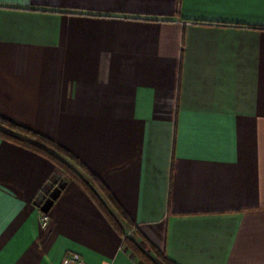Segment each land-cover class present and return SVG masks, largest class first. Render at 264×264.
<instances>
[{"label": "crops", "instance_id": "0c3cea01", "mask_svg": "<svg viewBox=\"0 0 264 264\" xmlns=\"http://www.w3.org/2000/svg\"><path fill=\"white\" fill-rule=\"evenodd\" d=\"M0 117L78 157L171 261L264 264V0H0ZM74 253L143 264L76 180L0 138V264Z\"/></svg>", "mask_w": 264, "mask_h": 264}, {"label": "trees", "instance_id": "16d2710c", "mask_svg": "<svg viewBox=\"0 0 264 264\" xmlns=\"http://www.w3.org/2000/svg\"><path fill=\"white\" fill-rule=\"evenodd\" d=\"M0 138L46 157L66 176L76 180L123 236L129 250L145 264H177L134 228L125 211L100 179L68 149L39 132L3 117H0ZM123 225L132 229L135 237L125 235Z\"/></svg>", "mask_w": 264, "mask_h": 264}, {"label": "water", "instance_id": "95a60500", "mask_svg": "<svg viewBox=\"0 0 264 264\" xmlns=\"http://www.w3.org/2000/svg\"><path fill=\"white\" fill-rule=\"evenodd\" d=\"M62 181L58 180V176L54 175L42 187L40 192L33 200V204L38 207L42 212H47L49 209V200L54 199L59 189L62 187Z\"/></svg>", "mask_w": 264, "mask_h": 264}, {"label": "built area", "instance_id": "2783aa9c", "mask_svg": "<svg viewBox=\"0 0 264 264\" xmlns=\"http://www.w3.org/2000/svg\"><path fill=\"white\" fill-rule=\"evenodd\" d=\"M40 220H41V225L43 227H46L49 221V215L47 214V212L41 213ZM67 264H83V261L77 253H74L70 258V263Z\"/></svg>", "mask_w": 264, "mask_h": 264}, {"label": "rangeland", "instance_id": "374dc122", "mask_svg": "<svg viewBox=\"0 0 264 264\" xmlns=\"http://www.w3.org/2000/svg\"><path fill=\"white\" fill-rule=\"evenodd\" d=\"M123 230H124V233H125V235L127 234L129 237H135L134 236V231L132 230V229H129L128 227H126L125 225H123ZM121 238H122V242H123V244L126 246V244H125V242H124V239H123V236L121 235ZM127 247V246H126ZM128 248V247H127ZM143 248L144 249H146L144 246H143ZM129 249V248H128ZM131 252V251H130ZM132 253V252H131ZM136 256V255H135ZM137 257V256H136ZM138 258V257H137ZM143 264H145L144 263V261L143 260H141L140 258H138Z\"/></svg>", "mask_w": 264, "mask_h": 264}]
</instances>
